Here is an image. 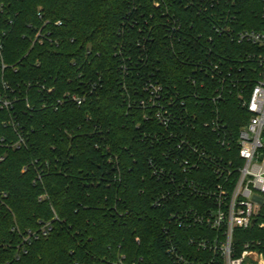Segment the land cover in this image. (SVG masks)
<instances>
[{
	"label": "trees",
	"instance_id": "16d2710c",
	"mask_svg": "<svg viewBox=\"0 0 264 264\" xmlns=\"http://www.w3.org/2000/svg\"><path fill=\"white\" fill-rule=\"evenodd\" d=\"M261 12L262 0H0V98L13 101L0 106V264H177L165 227L184 251L213 234L171 217L216 205L187 182L236 183L260 49L219 28L258 29ZM153 86L178 117L168 129L141 103ZM180 136L210 159L177 149ZM188 157L185 173L174 159ZM259 202L237 256L264 253Z\"/></svg>",
	"mask_w": 264,
	"mask_h": 264
},
{
	"label": "built area",
	"instance_id": "2783aa9c",
	"mask_svg": "<svg viewBox=\"0 0 264 264\" xmlns=\"http://www.w3.org/2000/svg\"><path fill=\"white\" fill-rule=\"evenodd\" d=\"M260 16L263 23L258 29H237L232 24L219 28L225 36L238 44L249 43L259 47V78L253 86L250 98L243 101L250 117L247 124L240 129L237 138L238 152L243 164L238 169L239 176L236 183L230 190L224 183H218L216 189L212 190L207 187L200 188L193 182L186 181L198 194L215 199L216 205L199 213L188 209L185 212L174 213L171 217V224L174 226L200 227L205 229L203 231H210L213 234L203 232L191 236L186 245L194 250L184 251L176 240V233L170 232V228L165 227V232L168 234L167 250L177 264H264V253L251 249L249 245L237 256L233 241L236 229H249L253 226L259 201L264 195V0H262ZM149 89L151 94L147 100L141 102L142 105L149 106L154 111V117L161 126L170 128L172 123L177 122L178 117L170 111L168 106L170 104H166L165 97L160 92L162 88L153 86ZM212 100L216 101L215 98ZM12 104V99L0 98L1 107L9 108ZM212 129L222 134L218 141L223 146L230 147L225 126L215 125ZM177 142V149L185 150L189 156H198L199 160L210 159V154L190 138L180 136ZM174 163H179L185 173L192 172L198 166V162L190 157L184 158L183 161L175 158ZM219 163L215 169L223 176L228 172V167L224 168V164Z\"/></svg>",
	"mask_w": 264,
	"mask_h": 264
}]
</instances>
